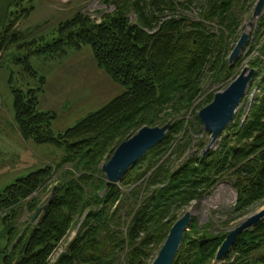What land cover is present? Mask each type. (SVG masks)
I'll list each match as a JSON object with an SVG mask.
<instances>
[{"label": "trees", "instance_id": "obj_1", "mask_svg": "<svg viewBox=\"0 0 264 264\" xmlns=\"http://www.w3.org/2000/svg\"><path fill=\"white\" fill-rule=\"evenodd\" d=\"M36 1L0 0V31L6 37L0 43V57L6 46L24 49L21 57L15 58L35 78L29 55L54 58L89 46L96 65L124 91L54 134V115L38 109L41 86L26 90L10 86L14 120L22 137L36 144H53L62 148L64 155L56 166L31 171L0 192V213H4L0 235L7 236L2 264H120V260L122 264H145L147 250L160 245L174 223V209L202 200L221 179H229L237 192L236 216L264 202V85L244 122L235 125L230 136H224L217 150L191 153L178 167L173 165V159L183 154L201 127L194 111L190 118L186 115L202 96L207 71H211L214 83L233 69L224 57L233 48L229 43H236L242 15L253 0H101L100 4L112 10L99 11L98 20L79 11L60 22L51 37L19 44L24 36L16 25L31 14ZM194 3L199 5L195 18L174 13ZM130 12L137 23H129ZM129 25L131 35L127 33ZM259 50L256 60L249 62L252 66L264 63V44ZM39 82L43 84L42 77ZM212 97L213 93L206 95L202 104ZM166 123L170 127L164 139L122 177L120 183L128 188L124 195L116 184L107 187L100 165L119 142L144 125ZM201 147L204 149L203 144ZM65 164L71 165L72 171L60 174L39 218L33 222L30 218L18 232L15 220L20 212L24 209L34 214L40 206L31 197ZM123 203L128 206L124 221L119 214ZM79 217V231L51 261L53 251ZM189 229L200 231L194 223ZM225 236L202 233L190 239L185 232L173 264H209ZM201 240L205 241L200 244ZM263 243L261 222L238 235L226 255L227 260L234 257L229 264H264V256H251Z\"/></svg>", "mask_w": 264, "mask_h": 264}, {"label": "rangeland", "instance_id": "obj_2", "mask_svg": "<svg viewBox=\"0 0 264 264\" xmlns=\"http://www.w3.org/2000/svg\"><path fill=\"white\" fill-rule=\"evenodd\" d=\"M100 1L101 0H37L35 9L31 14L19 20L16 25V29H19L24 36V38L19 41V44L34 38H39L40 36L51 37L60 22L73 17L79 11L89 16L91 19L98 20L100 16L99 11L110 12L112 10L111 6L102 5ZM253 1V5L242 15L243 20L237 33L238 40L242 32H248L249 41L238 58L231 64H228L233 66L232 71L228 76H224L220 81L214 83L210 78L211 71H207L206 78L202 84V96L196 98L186 115L187 118H190L191 115H189V113L191 111L197 114L198 110L204 106L202 104L204 97L210 93L214 95L215 92L225 89L244 67L255 69V74L253 75L252 81L242 101L236 109L234 118L222 131L216 143L208 150H217L220 147L224 136H230L234 132L235 125H241V123L244 122L251 104L262 94V86L264 85V63H261L259 66H252L249 62L251 60H256L259 56L258 51H260L261 45L264 44V25H261V20L264 18V10L261 16L254 20V26L249 29L247 23L251 20V14L256 0ZM198 11L199 5L194 3L187 9H176L174 13L193 19L197 16L196 14ZM170 14L171 13H165V15ZM129 23H137L136 17L132 12L129 14ZM212 28L214 31L217 30L216 26H212ZM5 40V34L0 31V43ZM229 47H233L232 41L229 43ZM6 48V50L4 49L3 56L0 57V192L8 184L16 180V176L20 175V177H22L46 165L54 167L61 161L64 155L63 149L53 144H36L32 140H26L22 137L14 120L13 96L10 86L13 85L15 88H22L25 90L27 88L41 86L40 91L37 93L38 109L43 112H50L54 115L51 124L54 134H58L68 127L73 126L87 114L98 110L124 91V88L119 83L115 82L104 69L96 65L89 46H83L80 49H70L63 56L54 58L43 54L29 55V64L37 74L35 78L29 76L24 70V64L17 61L15 58L16 56L21 57V54L24 53V49L17 50L14 46H6ZM231 50L232 49H230L224 57L228 63ZM261 59H263V57H261ZM40 77L43 78V84L41 85L39 82ZM233 123L234 126L227 130ZM198 130L197 133L192 135L191 143L183 154L173 159L174 167H178L187 155L191 153L201 154L202 150V152L208 151L204 150L210 143L209 133L204 130L202 124L201 127H198ZM201 144L204 145V149L201 147ZM109 157L103 163H105ZM64 171H72V166L65 164L59 170L53 171L51 178L44 185V188L41 189L38 194L34 195V197H31L37 200V204L40 208L46 204L50 197L51 190L58 185L60 174ZM120 181L114 184L120 188V194L123 196L128 188L122 185ZM31 198L27 199V201H30ZM236 200L237 192L232 186V183L229 179L223 178L211 188L209 193L202 200L191 201L178 210L174 209L172 213H174L176 220L185 212L191 211L193 206H196L195 211H193L194 213L191 211L193 216L189 227L194 223L200 231L196 233L191 231L188 227V230L185 232L188 233V238L190 239L200 237L202 233H226L227 235L228 232L233 230L251 214L264 208V202L262 201L250 207L241 216H236L234 214ZM120 205L121 209L119 210V214L122 216V221H124L126 214H128V206L124 203ZM2 214L4 213L1 212L0 217ZM31 215L33 214L24 209L20 212L18 218L15 220L18 232L24 230L25 224L32 217ZM261 222H264V220ZM80 225L81 217L73 223L67 235L59 242L52 253L51 261H54L55 258L66 249L68 243L79 231ZM1 226L2 224L0 223V229ZM257 226L250 227L246 230H252ZM121 230L124 231L125 227L122 226ZM6 239V234L0 235V264H2L1 261L4 255L3 249L6 244ZM164 240L160 245L150 246V249L147 250L148 257L146 258L145 264L152 263ZM228 254L229 252L226 255ZM226 255H224L221 260L213 259L209 264H229L234 257H231L229 261ZM251 256L254 258L264 256V243L254 250ZM117 264H119V261ZM120 264H122L121 260Z\"/></svg>", "mask_w": 264, "mask_h": 264}, {"label": "water", "instance_id": "obj_3", "mask_svg": "<svg viewBox=\"0 0 264 264\" xmlns=\"http://www.w3.org/2000/svg\"><path fill=\"white\" fill-rule=\"evenodd\" d=\"M263 10L264 0H256L251 14L252 20L247 23L249 29L254 26V20L261 16ZM127 33L131 35V25L127 27ZM248 41V32H242L229 54V64L238 58ZM254 74V68L244 67L225 89L215 92L212 100L198 110L197 116L202 127L210 136V143L204 151L216 143L222 131L231 123L236 109L249 88ZM169 127L170 123L162 126L144 125L132 136L121 141L109 159L100 166L106 178V186H111L120 181L132 164L137 162L147 150L153 148L164 139ZM40 211V207L35 210L31 217L32 222L38 217ZM192 216L193 213L187 211L175 220L151 264H173L184 233L190 225ZM262 220H264V208L251 214L233 230L228 232L216 251L215 259L221 260L230 251L241 232L250 227L257 226ZM204 241L201 240L200 244Z\"/></svg>", "mask_w": 264, "mask_h": 264}, {"label": "bare ground", "instance_id": "obj_4", "mask_svg": "<svg viewBox=\"0 0 264 264\" xmlns=\"http://www.w3.org/2000/svg\"><path fill=\"white\" fill-rule=\"evenodd\" d=\"M195 209H196V206H193L192 208H191V211L193 212V211H195ZM194 213V212H193Z\"/></svg>", "mask_w": 264, "mask_h": 264}, {"label": "crops", "instance_id": "obj_5", "mask_svg": "<svg viewBox=\"0 0 264 264\" xmlns=\"http://www.w3.org/2000/svg\"><path fill=\"white\" fill-rule=\"evenodd\" d=\"M23 175H24V174H23ZM18 177H20V175H19V176H16L15 178H18ZM15 178H14V179H15Z\"/></svg>", "mask_w": 264, "mask_h": 264}]
</instances>
